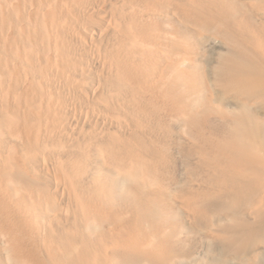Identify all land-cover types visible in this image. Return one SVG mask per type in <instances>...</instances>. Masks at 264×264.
Segmentation results:
<instances>
[{
  "label": "bare ground",
  "instance_id": "1",
  "mask_svg": "<svg viewBox=\"0 0 264 264\" xmlns=\"http://www.w3.org/2000/svg\"><path fill=\"white\" fill-rule=\"evenodd\" d=\"M261 111L264 0H0V264H264ZM149 120L180 127L176 188Z\"/></svg>",
  "mask_w": 264,
  "mask_h": 264
},
{
  "label": "rangeland",
  "instance_id": "2",
  "mask_svg": "<svg viewBox=\"0 0 264 264\" xmlns=\"http://www.w3.org/2000/svg\"><path fill=\"white\" fill-rule=\"evenodd\" d=\"M205 36L206 37L202 39L200 42L201 44L199 46V54L197 57V64L200 67V75L202 76L205 82V86L208 88V91L205 92V103L207 106H209V109L212 112L210 118L207 119L205 123V132L209 137L216 138V140H223L224 138L229 137V132H230V130H228L229 118L224 114V112L226 110L229 111L238 110L239 104L237 101H235V99L231 97H225V98L220 97L219 94L221 93V91L215 82V67L218 64L220 55L222 53H226L227 49L220 38L210 34ZM215 94L217 95V97L215 96ZM254 117L259 122L264 124V111L254 113ZM149 121L152 122H151V126L149 127V131H147L146 135L152 138V140L155 142L162 141L164 139L166 140L164 141L167 142L168 141L167 137L170 138L171 136L173 137L175 136L174 138H176L175 134L174 135L173 133L169 134V131H164V129L165 130L174 129L175 133L178 132L177 130H180L179 125L176 123L171 124L169 128L163 124L159 125L158 124L159 122L156 123V120L155 121L149 120ZM153 123H155L156 125H154ZM153 127L155 128L153 129ZM157 127L159 128V130ZM163 135L165 136L164 139H162ZM173 137H171L172 139L170 138L169 142H167L169 143V145L170 143H172V145H170L171 153L167 154V170L169 177L172 179L171 183L172 185L174 184L173 187L176 188L180 183L184 182L185 179L187 178L188 163L186 162L185 159H182L183 157H180L178 143H176L178 142L177 141L178 139L177 138L174 139ZM173 139L176 140L175 141L176 145H174ZM171 140L173 142H171ZM175 146L177 147L175 148ZM194 244L199 245L200 242L197 240L194 241ZM262 256L264 257V254H262ZM207 257L210 256L208 255L205 256V264H214L213 261H211V258H207Z\"/></svg>",
  "mask_w": 264,
  "mask_h": 264
}]
</instances>
